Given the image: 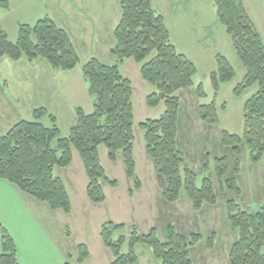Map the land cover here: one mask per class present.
<instances>
[{
	"label": "trees",
	"instance_id": "16d2710c",
	"mask_svg": "<svg viewBox=\"0 0 264 264\" xmlns=\"http://www.w3.org/2000/svg\"><path fill=\"white\" fill-rule=\"evenodd\" d=\"M212 1L217 18L246 71L243 81L234 90L235 95L240 96L258 85L257 92L244 107L243 135L223 131L222 145L230 149L231 154L214 160V176L221 187L240 194L237 176L241 171L243 147L248 148L253 164L264 158V41L244 0ZM120 3L122 16L114 30L115 42L111 48L118 63L107 65L92 58L82 68L93 99V111L86 113L83 108L76 109L77 122L68 137L61 136L57 118L46 108L34 111V121L20 120L5 135L0 134V179L47 204L51 210L70 214L69 193L63 179L55 176L54 171L56 167H70L76 149L88 176L87 195L94 204H103L106 200L104 185L118 186L117 180L107 176L101 163L99 148L103 146L111 162L122 157L127 176L133 181L131 195L139 190L142 183L136 175L134 158V89L131 80L120 70V65L133 59L140 64L142 78L155 87L147 96V104L156 107L165 103L164 114L159 119H148L139 125L144 132L146 154L164 181L165 201L177 202L184 191L195 211H201L206 204L215 206L218 197L213 178L204 177L198 187L197 173L186 164L178 144L180 94L195 87L197 68L172 43L165 19L154 9L153 0H121ZM4 57L29 62L43 59L53 70L64 72L76 69L81 61L69 32L50 17L34 25H20L15 43L0 26V59ZM216 65L211 73L214 100L199 106L202 123L210 126L219 124L216 99L221 86L236 76L224 55L216 56ZM196 93L200 99L207 97L202 84L198 85ZM45 116L51 120V126L42 122ZM209 164L207 158L206 169ZM226 206L229 221L238 231L229 263L264 264V204L252 212L241 209L234 199L228 200ZM123 229L124 224L114 222L101 227L102 242L114 256L111 264H136L138 258L134 248L140 243L148 245L161 264H194L190 252L200 241L198 234L187 237L170 226L167 240L163 242L157 238L155 229L140 235L135 228L129 239L130 251L125 254L122 247L126 238L113 239L115 233ZM0 231V264H21L17 245L1 223ZM213 238L209 247H212ZM79 252V262H84L89 256L87 246L80 245Z\"/></svg>",
	"mask_w": 264,
	"mask_h": 264
},
{
	"label": "rangeland",
	"instance_id": "374dc122",
	"mask_svg": "<svg viewBox=\"0 0 264 264\" xmlns=\"http://www.w3.org/2000/svg\"><path fill=\"white\" fill-rule=\"evenodd\" d=\"M174 1H176L174 6L176 14L172 22L175 26L177 49L179 52H185L197 68L194 77L195 87L180 94L182 101L179 112V133L186 147L185 162L197 173L198 187H201L204 177L213 178L218 197L217 205L206 204L201 211L192 208L188 210L185 202L188 203L189 199L184 191L181 192L177 202L170 203L163 199L159 201L157 198L158 187L155 179L157 172L154 170L152 160L146 154L144 132L139 125L147 119H159L164 114L165 103L161 102L156 107L147 104V96L155 91V87L142 78L140 64L133 59L126 60L120 65V70L133 84L134 158L141 182H145L146 188L138 196L131 195L129 189L133 187V181L127 176L124 162H111L108 154L104 155L102 152L101 163L107 176L117 180L118 186L112 188L107 184L104 185L106 200L103 204H94L88 195L86 200L81 181L74 178L75 174H80L81 167L84 169L81 156L74 149L72 168L56 167L54 171L55 176L62 178L70 191L74 209L72 216L57 214L50 210L47 204H40L37 201L34 202L36 209H33L37 226H41L59 250L64 264H83L79 262L80 245H86L91 253V258L84 264H111L114 260L113 253L101 239V226L107 222L125 225V229L116 232L113 237L114 240L120 237L126 238L122 253H129V239L135 228L140 235H147L155 229L157 238L164 242L167 240L169 225H173L177 232L187 237L193 234L200 235V241L191 248L190 252L194 264H230L229 254L238 238V231L229 221L227 201L234 199L243 210H257L262 204L257 202L264 200V169L262 168L264 158L262 162L256 164L252 182L246 181L250 176L249 167L254 165L248 160L250 152L246 147L242 149L240 156L242 170L239 178L237 177L238 185L242 190L239 197L235 192L222 188L214 176L215 158L231 154L230 149L222 145V133L227 131L231 134L243 135L244 107L257 92L258 85L255 84L240 96L235 95L234 90L243 81L246 71L237 57L225 27L218 19L216 20L215 6H212L213 12H208L207 21L210 24L212 21L217 23L213 29L218 37L217 44L206 39L198 43L195 39L203 36L200 30L203 20L194 18L191 24L197 32L192 33L193 39L183 38L178 4L184 5L190 0ZM260 1L246 0L254 20L259 25L261 15L256 11H260ZM120 2L121 0H0V26L11 42L15 43L18 40L20 25H34L39 20L50 17L58 26L69 32L81 60L76 70L69 74L71 71L53 70L43 59L29 62L27 59L13 61L8 57L1 58V135H5L18 120L34 121L32 110L44 107L49 114L57 118L61 136H69L77 122L76 109L83 108L88 113L93 108L89 86L83 72L78 73L77 70H82L92 58H97L107 65L118 63L111 53V48L115 42L114 30L122 15ZM157 3L160 4H157L158 6L167 7L169 0H157ZM157 10L158 13L162 12L160 7ZM217 52H222L227 57L235 69L236 76L232 81L221 86L216 99L219 124L210 126L202 123L199 106L214 100L211 73L217 68ZM71 74L73 76L66 77ZM200 84L207 94L206 99L197 96L196 88ZM42 122L46 126L52 125L48 116H45ZM207 158L210 164L206 169ZM244 163L247 165L245 169ZM26 197L34 201L30 196ZM213 236L212 247H209V241ZM134 251L138 258L136 264H161L146 244H137Z\"/></svg>",
	"mask_w": 264,
	"mask_h": 264
},
{
	"label": "crops",
	"instance_id": "0c3cea01",
	"mask_svg": "<svg viewBox=\"0 0 264 264\" xmlns=\"http://www.w3.org/2000/svg\"><path fill=\"white\" fill-rule=\"evenodd\" d=\"M261 1L259 4L260 11H256L257 13H259L261 15L260 25L257 24L256 20H254L253 14L251 12L252 10H250L248 8V6L246 4V0H244V3H245V6L247 8L249 15L251 16L256 28L258 29V31L261 34L262 39L264 41V0H261ZM175 2L176 1H174V0H169L168 6L166 7V6H158L160 4L157 3V0H153V6H154L155 10H157V8L160 7L162 12H159V13L161 15H163V17L165 19L166 26H167L169 33H170L171 41L177 48V42L175 40L176 36H174V27L175 26L173 25V22H172L173 16L176 14L175 9H174ZM212 4H213V2L211 3L208 0H190L184 5L182 3L178 4V6H180V16H181L180 29H181V35L183 36V38L193 39L194 35L192 33H196L197 29L196 28L194 29L193 25L191 23L194 21V18L195 19L200 18L203 20V23L201 24V27H200V30H201V33H203V36L197 37V39H195V41L200 43L202 40L206 39V40L213 41V42H215V44H217L218 37L215 35V33L213 31V29L217 26V23H214V21H212L210 24V22L207 21L208 20V12H213V10H214L212 7V6H214V4L213 5ZM211 15H213V14H211ZM217 19L218 18L216 16V20ZM194 24H196V23H194ZM180 40H181V38H180ZM181 53L185 54V52H181ZM218 54L224 55L222 52H217L216 56ZM75 70L76 69L72 70L71 72H69V71H67V72H69V74H70ZM77 72L82 73L83 71L77 70ZM68 76H73V75L72 74L66 75L67 78H69ZM41 108H44V107H41ZM35 110L36 109H33L32 113H34ZM92 111H93V108L88 113H91ZM21 120H24V119H21ZM19 121L20 120H18V122ZM18 122H16V123H18ZM178 144H179V148L182 150V152L184 154V150L186 149V147L183 144L180 133H178ZM145 151H146V145H145ZM102 152L104 155L107 154V150L103 146L99 148L100 159H102L101 158ZM74 157H75V154H74ZM208 158H210V157H208ZM248 160H250V156H249ZM121 161L123 162L122 157L119 156V158L116 162H121ZM82 164H83V162H82ZM257 165H258V163H257ZM153 166H154V170L157 172L154 163H153ZM246 166L247 165L244 163V165H243L244 169ZM70 168H72V166L69 167L68 169H70ZM262 168L264 169V165ZM241 170H242V167H241ZM249 171H250V176L248 177V180H246V181H249L251 183L252 179H254V176H255L256 164L250 165ZM136 175L140 179V176L138 174V169H137V162H136ZM237 177L239 178V175ZM74 178L79 179L81 181L83 193H84V196H86V200H87L88 176H87L85 168L83 169L81 167L80 174L79 175L75 174ZM160 178H161V180H160ZM155 179H156L157 187H158L157 188L158 193H156L157 198L159 199V201H162V199L165 201V199L163 197L164 181H163L162 177L158 174V172L156 174ZM141 183H142V187L139 190H136L132 194L133 196H138V194H141L145 190V188H146L145 182L142 181ZM237 183H238V179H237ZM65 185H66V183H65ZM66 188H67V186H66ZM130 189H129V191H130ZM240 189H241V187H240ZM67 191L69 193L71 203H72L71 213L66 214L61 210H57L54 212H56L57 214L63 213L67 217H71L73 212H74L73 201H72L70 191L68 190V188H67ZM81 191H82V189L80 190V192ZM104 191L106 193V186H104ZM240 194H237L238 197L240 196ZM26 196H27V194L20 191L13 184L9 183L6 180L0 179V223L3 225L4 228L7 229V231L10 233V235L13 237V239L17 245L18 258H19L20 263L21 264H59V261H60L61 264H64L65 263L64 259H63L62 255L59 253V250L55 247V245L52 243L51 239L47 236V234L41 228V226H37V224H36L37 218L35 216V213L33 212V209H36V205L34 203L36 200L31 197L34 200V201H31V199H28V197H26ZM28 200H30V201H28ZM38 203H40V202H38ZM257 203H262L257 208V209H259L264 204V200L263 201L259 200V202H257ZM40 204H44V203H40ZM185 204H186L185 206L187 207L188 210H190L192 208L190 201H188V203L185 202ZM182 205H184V204H182ZM245 211L252 212L255 210L249 209V210H245ZM59 216H62V215H59ZM170 226H173V225H169V227ZM90 258H91V253L89 251L88 258L82 263L84 264Z\"/></svg>",
	"mask_w": 264,
	"mask_h": 264
}]
</instances>
